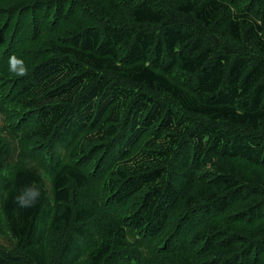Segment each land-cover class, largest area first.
<instances>
[{
    "label": "trees",
    "instance_id": "1",
    "mask_svg": "<svg viewBox=\"0 0 264 264\" xmlns=\"http://www.w3.org/2000/svg\"><path fill=\"white\" fill-rule=\"evenodd\" d=\"M0 264H264V0H0Z\"/></svg>",
    "mask_w": 264,
    "mask_h": 264
},
{
    "label": "clouds",
    "instance_id": "2",
    "mask_svg": "<svg viewBox=\"0 0 264 264\" xmlns=\"http://www.w3.org/2000/svg\"><path fill=\"white\" fill-rule=\"evenodd\" d=\"M9 71L18 77H24L28 75V69L24 62L13 54L8 61ZM39 174V172H37ZM42 196V188L39 184L29 181L26 184L21 185L16 195L13 197V204L20 209H29L36 206Z\"/></svg>",
    "mask_w": 264,
    "mask_h": 264
}]
</instances>
